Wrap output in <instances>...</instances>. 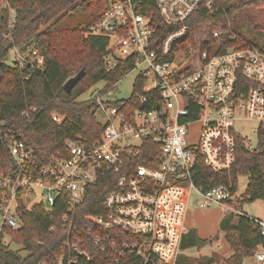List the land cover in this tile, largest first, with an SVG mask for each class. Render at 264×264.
<instances>
[{"label":"built area","instance_id":"obj_1","mask_svg":"<svg viewBox=\"0 0 264 264\" xmlns=\"http://www.w3.org/2000/svg\"><path fill=\"white\" fill-rule=\"evenodd\" d=\"M203 5L211 13L223 9L218 0H108L85 35L108 39L107 73L129 61L135 81L144 79L137 105L110 103L128 100L135 81L126 97H108L121 80L105 94L92 92L88 99L105 119L100 139L89 146L68 140L66 157L42 166L32 147L7 140L17 166L13 174L0 173V234L4 227L20 229L19 207L38 198L48 210L66 203L67 238L52 264H179L195 200L201 208L219 204L225 214L249 217L264 236V219L240 209L244 197L235 196L231 181L222 182L236 163L238 141L254 149L264 129V52L229 45L231 30L197 22ZM2 9L10 11L12 29L16 11L7 0H0ZM9 61L31 70L44 66L38 49L18 45ZM248 124L255 144L242 133ZM203 165L214 174L208 180ZM99 179L111 186L100 209L79 214ZM242 264H264V243Z\"/></svg>","mask_w":264,"mask_h":264},{"label":"trees","instance_id":"obj_2","mask_svg":"<svg viewBox=\"0 0 264 264\" xmlns=\"http://www.w3.org/2000/svg\"><path fill=\"white\" fill-rule=\"evenodd\" d=\"M7 1L16 15L15 25L9 29L10 11L0 10V173L13 174L15 170L7 140L18 139L32 147L39 166L59 155L66 157L68 140L80 141L88 146L97 142L104 129L97 116L98 107L95 100L83 96L100 81L106 84L99 93H107L132 71L133 65L124 61L107 73L104 57L108 39L85 35L87 27L100 19L108 0ZM218 2L223 9L211 13L203 5L194 16L195 20L210 24L213 29H222L225 33L231 30L229 45L257 47L264 52V47L257 42L264 39V34L259 31L260 26L255 24L253 17L254 10H264V0ZM14 45L22 50L38 49L44 57L43 68L31 70L12 65L8 59ZM82 70V79L72 91L67 92L64 89L67 80ZM143 83L141 78L135 81L133 94L128 100L122 98L110 103L120 107L128 105L131 109L136 107L135 92L141 89ZM53 113L63 119L57 122ZM203 169L207 171V180L214 176L206 166L203 165ZM241 175L247 176L249 181L244 201L238 207L244 209L246 203L264 201V129L259 131V143L254 149H248L242 140L238 141L236 163L231 172L222 177V182L231 181L236 190ZM110 188L105 180L99 179L86 203L78 210L79 214L97 212L102 196ZM65 211L63 199L52 210H48L43 203L31 208L21 204L20 229L4 227L0 234V264H52L62 252L67 238L61 224ZM221 227L233 250L223 264H242L258 244L264 243L260 227L249 217L227 213L221 220ZM5 235H9L21 249H11L5 242ZM207 242L196 229L190 228L184 236L182 249L201 248ZM21 250L26 251V255H22ZM221 258L217 253L193 258L183 252L179 264H216Z\"/></svg>","mask_w":264,"mask_h":264},{"label":"rangeland","instance_id":"obj_3","mask_svg":"<svg viewBox=\"0 0 264 264\" xmlns=\"http://www.w3.org/2000/svg\"><path fill=\"white\" fill-rule=\"evenodd\" d=\"M253 17L255 24L260 26L259 31L264 34V10H254ZM208 25V24H207ZM260 47H264V39L257 41ZM9 61V59H8ZM137 71L132 70L127 76H125L119 83H117V88L114 89L112 93L108 95L111 98H122L129 95L132 91L133 83L136 79ZM105 81H100L94 85L84 96L83 98L90 97L92 92H97L105 86ZM101 123H104L105 119L97 115ZM242 133L248 136L254 144L256 143L257 136L256 134L249 129L248 126L242 129ZM249 178L247 176L241 175L238 179V186L236 188V195L238 198L244 196ZM38 202V198L29 199L26 202L28 208H31L34 204ZM224 207L219 204H214L207 208H201L198 204V200L192 201L187 209L186 222L188 227L191 229H196L199 235L207 239V244L201 248H190L184 252L193 257L197 258L203 255H211L212 253H217L221 260L216 264H223L224 259L232 255L233 250L230 244L225 238V231L221 227V220L224 218L225 210ZM244 211L249 215L264 219V201L256 200L251 203H246L244 205ZM2 214L0 212V225L2 224ZM5 242L8 243L11 249L19 250L21 246L12 242L9 235H5ZM22 255H26V251H20Z\"/></svg>","mask_w":264,"mask_h":264},{"label":"water","instance_id":"obj_4","mask_svg":"<svg viewBox=\"0 0 264 264\" xmlns=\"http://www.w3.org/2000/svg\"><path fill=\"white\" fill-rule=\"evenodd\" d=\"M84 76V70L80 71L76 76L71 77L70 79L67 80V82L64 85V89L67 92L72 91V89L74 88V86L82 79V77ZM12 164H13V168L15 169L17 166V163L14 159H12Z\"/></svg>","mask_w":264,"mask_h":264}]
</instances>
